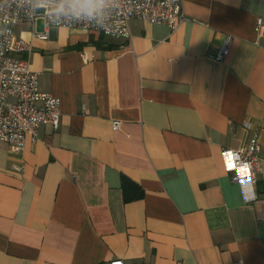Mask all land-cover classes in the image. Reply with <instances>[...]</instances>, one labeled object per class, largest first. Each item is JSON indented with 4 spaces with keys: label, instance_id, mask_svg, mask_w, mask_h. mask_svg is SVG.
Listing matches in <instances>:
<instances>
[{
    "label": "crops",
    "instance_id": "0c3cea01",
    "mask_svg": "<svg viewBox=\"0 0 264 264\" xmlns=\"http://www.w3.org/2000/svg\"><path fill=\"white\" fill-rule=\"evenodd\" d=\"M183 12L130 40L14 27L60 118L19 154L0 143V264H264V171L233 183L222 156L257 134L264 160V0Z\"/></svg>",
    "mask_w": 264,
    "mask_h": 264
},
{
    "label": "built area",
    "instance_id": "2783aa9c",
    "mask_svg": "<svg viewBox=\"0 0 264 264\" xmlns=\"http://www.w3.org/2000/svg\"><path fill=\"white\" fill-rule=\"evenodd\" d=\"M40 2L46 6H37ZM133 20L165 25L175 31L186 21L183 0H0V143L6 144L11 153L19 154L26 136L35 140L41 127L57 130L59 126L60 101L41 93L38 75L31 72L29 60L18 59L19 55H30L31 46L15 37V26H34L42 21L46 32L81 29L114 40H130ZM256 31L259 35L264 33V21L257 20ZM229 46L230 41H225L214 57L216 62L224 61ZM118 128L119 124H114L113 130ZM258 152L257 134L244 148L222 150L233 183L256 184L264 171V160Z\"/></svg>",
    "mask_w": 264,
    "mask_h": 264
},
{
    "label": "trees",
    "instance_id": "16d2710c",
    "mask_svg": "<svg viewBox=\"0 0 264 264\" xmlns=\"http://www.w3.org/2000/svg\"><path fill=\"white\" fill-rule=\"evenodd\" d=\"M131 185H132V184L129 183L128 181L123 180L122 189H123V190H126V188H127L128 186H131ZM132 186H133V185H132ZM133 188H134V187H133ZM140 198H142V193H141V191H139V193L136 195L135 199H140ZM128 201H130V199H128L127 197H124V202L127 203Z\"/></svg>",
    "mask_w": 264,
    "mask_h": 264
},
{
    "label": "clouds",
    "instance_id": "9594fccd",
    "mask_svg": "<svg viewBox=\"0 0 264 264\" xmlns=\"http://www.w3.org/2000/svg\"><path fill=\"white\" fill-rule=\"evenodd\" d=\"M37 6H39V7H45L46 5L43 2H40V3L37 4Z\"/></svg>",
    "mask_w": 264,
    "mask_h": 264
},
{
    "label": "snow or ice",
    "instance_id": "6c2138e0",
    "mask_svg": "<svg viewBox=\"0 0 264 264\" xmlns=\"http://www.w3.org/2000/svg\"><path fill=\"white\" fill-rule=\"evenodd\" d=\"M232 167V166H231Z\"/></svg>",
    "mask_w": 264,
    "mask_h": 264
}]
</instances>
